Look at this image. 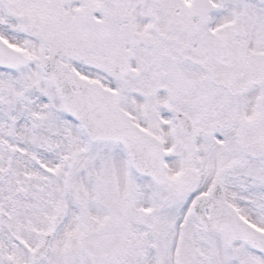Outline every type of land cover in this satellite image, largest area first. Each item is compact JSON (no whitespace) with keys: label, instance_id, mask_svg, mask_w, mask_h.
Returning <instances> with one entry per match:
<instances>
[{"label":"snow or ice","instance_id":"snow-or-ice-1","mask_svg":"<svg viewBox=\"0 0 264 264\" xmlns=\"http://www.w3.org/2000/svg\"><path fill=\"white\" fill-rule=\"evenodd\" d=\"M0 264H264V0H0Z\"/></svg>","mask_w":264,"mask_h":264}]
</instances>
